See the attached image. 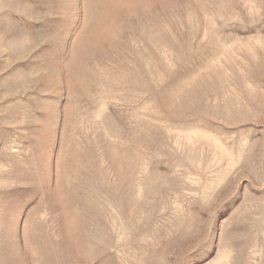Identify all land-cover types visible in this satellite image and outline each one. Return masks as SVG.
Returning a JSON list of instances; mask_svg holds the SVG:
<instances>
[{
	"label": "rangeland",
	"instance_id": "rangeland-1",
	"mask_svg": "<svg viewBox=\"0 0 264 264\" xmlns=\"http://www.w3.org/2000/svg\"><path fill=\"white\" fill-rule=\"evenodd\" d=\"M0 264H264V0H0Z\"/></svg>",
	"mask_w": 264,
	"mask_h": 264
}]
</instances>
